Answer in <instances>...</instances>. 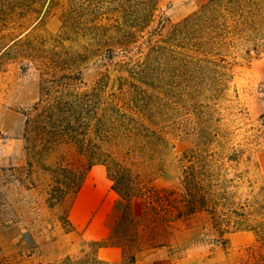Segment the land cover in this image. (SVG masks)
Segmentation results:
<instances>
[{
    "label": "rangeland",
    "instance_id": "1",
    "mask_svg": "<svg viewBox=\"0 0 264 264\" xmlns=\"http://www.w3.org/2000/svg\"><path fill=\"white\" fill-rule=\"evenodd\" d=\"M142 1L0 0V190L9 210L0 258L264 264V0H222L213 16L225 27L224 44L179 26L210 0ZM78 73L84 85L65 93L87 94L78 118H92L97 153H28L26 114L42 76ZM194 148L243 151L227 170L228 178L240 175L228 189L240 215L222 236L202 215L165 218L142 194L179 189L182 156ZM61 154L64 165L87 168L79 189L53 206L41 164ZM113 161L131 174L129 199L113 189L115 176L123 182Z\"/></svg>",
    "mask_w": 264,
    "mask_h": 264
},
{
    "label": "trees",
    "instance_id": "2",
    "mask_svg": "<svg viewBox=\"0 0 264 264\" xmlns=\"http://www.w3.org/2000/svg\"><path fill=\"white\" fill-rule=\"evenodd\" d=\"M234 1V0H233ZM238 1V0H237ZM236 1V2H237ZM147 7L152 0L142 1ZM222 0H210L197 12L185 18L179 26L184 29L198 27L203 29L208 42L225 43V27L220 19L213 16L218 12ZM237 28V26H236ZM84 85L81 74H62L59 76H42L40 82V98L32 109L27 112L24 128V140L28 153H45L56 151L67 146L81 156L91 158L97 151L94 137L90 136L92 118H78L84 113L83 105L87 94H70L69 89H78ZM55 93V95H52ZM68 110V113L66 111ZM50 114V115H49ZM70 116L67 118V116ZM264 124V113L261 115ZM103 119L97 118L94 130L100 132ZM208 141H212L211 138ZM243 151L225 154L223 150L209 152L203 148L185 151L182 156L179 189L156 190L147 188L142 192L150 209L173 221H187L202 215L210 223L211 228L220 236L229 232L234 215L231 210L232 195L229 192L231 183L240 177L228 178L227 170L238 165L242 160ZM66 156L61 154L60 160L54 165L41 164L45 172L51 174L53 187L49 199L53 206L61 205L68 193L76 192L81 185L82 171L75 170L69 163L64 165ZM118 167L121 175L119 181L113 178V189L125 199L133 195L132 177L127 168ZM29 166L32 162H28ZM33 184V183H32ZM8 203L0 190V232L8 223ZM134 262L132 261L131 264ZM0 264H21L7 257L0 258ZM40 264V263H39ZM46 264H107L94 254L68 255L58 261Z\"/></svg>",
    "mask_w": 264,
    "mask_h": 264
},
{
    "label": "crops",
    "instance_id": "3",
    "mask_svg": "<svg viewBox=\"0 0 264 264\" xmlns=\"http://www.w3.org/2000/svg\"><path fill=\"white\" fill-rule=\"evenodd\" d=\"M88 189H89L90 193H94L96 191V187L95 186H91ZM108 249H111V251H113V252H117V248H115V247H111V248H108Z\"/></svg>",
    "mask_w": 264,
    "mask_h": 264
}]
</instances>
